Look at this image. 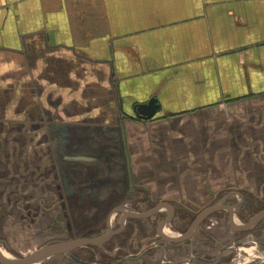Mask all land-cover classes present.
<instances>
[{"label":"crops","instance_id":"crops-1","mask_svg":"<svg viewBox=\"0 0 264 264\" xmlns=\"http://www.w3.org/2000/svg\"><path fill=\"white\" fill-rule=\"evenodd\" d=\"M79 61L82 71L85 63L94 65L95 61L103 62L109 69L108 87L102 85V93L95 95V84H86L82 91V99L86 101L83 110L80 97L72 90L76 76L73 77L72 70ZM0 89H7L9 93L3 102L6 106L0 109L1 121H23L19 131L26 132L24 134L46 130V134L56 137L59 146L54 150L52 147L55 153L63 151L68 136L74 134L73 145L77 143L78 152L86 149L83 152L93 156L82 155L86 157L82 160L61 157L58 161L91 162L102 165L105 170L111 166L112 153L119 151L121 158L125 157L123 145L128 140L123 125L127 120L151 126L167 119L206 114L203 109L207 107L229 118L230 104L264 96V0H0ZM34 89H38L37 92ZM52 94L59 96V103L65 105L64 113L72 118L70 126L45 124L53 118L47 112ZM239 96L242 98L234 100ZM152 97L157 99L160 108L151 119L145 120L138 115L137 106ZM32 102H37L41 110L47 109L41 112L42 117L26 111ZM21 104L20 110L17 106ZM101 119H112L119 124L116 127L124 138L118 149L104 146L110 142L112 131L99 128L97 121ZM36 121L40 127L31 126ZM90 125L94 127L91 129ZM99 130L104 136L102 144L93 140ZM86 134L91 135L89 145L83 144L87 142ZM124 160L130 168L131 159ZM58 166L61 167L60 163ZM1 173L0 182H7L8 175ZM88 174L93 177L89 179ZM94 177L92 172H86L75 185L85 183L87 187L77 189L69 197L75 213L78 211L81 216L89 211L98 217L105 215L99 207L103 211L106 203L99 205V198H95ZM111 182L104 179L98 183L105 186ZM229 188L233 191L223 195V200L238 195V190L243 189L240 186ZM81 191L87 194L81 196ZM206 191L216 196L209 186ZM123 210L126 211L115 208L108 212L111 229L114 211L120 212L122 217ZM161 210H165L166 216L156 225L161 242L155 241V248L143 238L139 240L143 233L134 228L131 238L118 240L114 248L103 247L106 242L100 245L106 255L102 260L108 258L110 262L106 264H264V241L247 247L231 242L226 247L232 250L231 256L191 255L187 241L194 233L180 242L162 239L159 225L169 215L173 218L175 210L173 207L170 213L168 207H161L151 216ZM151 216L127 218L140 220ZM90 221L81 224L79 229L87 230ZM169 222L162 225L164 230L161 228L168 237L182 236L191 225L173 235L175 229L170 228L169 233L165 228ZM124 228L117 234L121 236ZM241 250L245 255H239ZM120 251V257L113 260V255ZM258 252L262 254L255 255ZM75 258H70L75 264H91L90 260ZM95 261L97 259L93 258L92 264Z\"/></svg>","mask_w":264,"mask_h":264},{"label":"rangeland","instance_id":"rangeland-1","mask_svg":"<svg viewBox=\"0 0 264 264\" xmlns=\"http://www.w3.org/2000/svg\"><path fill=\"white\" fill-rule=\"evenodd\" d=\"M80 65L79 61L77 66H73L72 74L73 77L76 75V78L74 77L72 90L80 97V108L83 110L86 108V101L82 99V91H85L86 84H95V95L102 93L101 86L108 87L109 69L108 65H103L100 61H95L94 65L85 63L84 71ZM34 90L37 92L38 89ZM8 95L7 89H0L1 110L6 106L3 102ZM50 98L48 110H41L37 102H32L27 105L26 111L34 112L36 117H42L41 112L46 109L53 117L45 121L46 125L50 127L51 124L57 123L65 127L70 126L72 118L64 113L65 105L59 103V96L52 94ZM17 107L21 110L22 104ZM228 107L231 113L229 118L223 117L222 113L215 114L207 107L203 109L206 114L167 119L151 126L127 120V124L123 125L128 140L127 143L124 141L126 144L123 145L125 157L122 155L121 158L119 151L112 153L109 160L111 166L105 170L102 165L91 162H59L61 157L93 155L84 153L86 149H80L82 152H78L77 143L74 144L72 155L69 154L70 149L55 153L54 147L59 146L56 137L46 134V130L24 134L26 132L19 131V128L23 127V121L10 123L0 120V174L4 172L8 175L7 182H0V249L12 258H23L48 244L100 236L108 232L107 214L113 209L123 208L126 211L140 212L159 202L174 207V216L166 226L169 233L170 228L176 230L173 235L184 232L199 211L215 204L232 207L236 223H246L264 209V96L230 104ZM40 122L44 123L43 120ZM50 122L52 123L49 125ZM28 125L26 122V126ZM97 125L102 130L112 131L110 142L104 146L118 149L124 138L116 127L119 124L112 119H101L97 121ZM31 126L40 127L38 121ZM93 127L90 125L91 129ZM88 136L85 135L87 142L83 144L92 143ZM103 137L99 130L93 140L102 144ZM127 157L131 159L130 168L126 167L124 160ZM128 171L132 177L131 185L127 183ZM86 172L95 174L92 179L95 184L93 191L95 198H99V205L106 203L103 211L99 207V211L105 215L98 217L89 211L83 212L81 216L78 211V214L75 213L76 209L71 206L70 195L77 189L84 190L88 185H75ZM86 177L93 175L88 174ZM104 179L113 182L105 186L98 183ZM207 186L216 196L206 191ZM232 186L243 188L238 190L241 196L233 194L223 200V195L233 191L229 188ZM219 189L222 190L219 192ZM85 193L87 194L81 191L80 195L84 196ZM144 198L147 199L145 202L139 201ZM113 214L110 225L117 231L120 228L121 213L114 211ZM165 216V210H161L147 219L127 218L121 236L113 234L103 247L112 249L118 240L131 238L130 232L134 228L143 233L139 240L143 238L154 247L155 241L161 242L156 234V225ZM95 219L99 221L95 222ZM87 220H91L88 223L90 227L80 230L81 224L83 226ZM258 237L261 239H256ZM260 241H264V217L251 229L236 232L229 223L228 212L216 210L200 221L187 243L190 244L191 255L204 253L213 257L231 256L232 250L226 248L231 242L233 245L247 247ZM100 245L80 246L72 253L86 261L90 260L91 264L93 258L97 259L96 264H106L110 260H102L106 255ZM242 251L239 255H245ZM261 254L258 252L255 255ZM120 255L121 251L114 254L113 260L118 259ZM56 260L64 264H75L65 254L53 255L37 263L55 264Z\"/></svg>","mask_w":264,"mask_h":264},{"label":"water","instance_id":"water-1","mask_svg":"<svg viewBox=\"0 0 264 264\" xmlns=\"http://www.w3.org/2000/svg\"><path fill=\"white\" fill-rule=\"evenodd\" d=\"M160 108L157 99L155 97L150 98L146 103L139 104L137 106V113L140 117H142L145 120L151 119L155 113L158 111ZM75 160L79 159H86L84 156H75L73 157ZM161 207H168L170 213H173V206L167 203H159L158 205L154 206L148 211L142 212V213H132V212H126L123 210V215L121 217V226L117 231H114L108 226V220H107V226H108V232L106 234L96 236V237H80L74 240L66 241V242H59V243H52L48 244L46 246H43L34 252L28 254L27 256L21 258V259H11L7 257L3 252L0 251V264H39L37 262L41 261L44 258L51 257L53 255L57 254H65L69 256L72 259H75V256L72 254V251L76 249L77 247L84 246V245H100L106 242L113 234H117L120 231L123 230L124 228V220L127 217L131 218H145L148 216H151L153 213H155L158 209ZM216 210H227L228 211V216H229V222L233 229L236 231H246L251 229L257 222L258 220L262 219L264 217V209L260 210L257 212L254 216L251 217L250 220H248L244 224H237L234 221V213L233 209L230 206L226 205H220V204H215L212 206H209L205 209H203L193 220L191 223L189 229L180 237H168L165 236L162 231V225L164 223H168L171 218L172 214L167 217L164 221H162L159 225V232L163 240L165 241H170V242H180L183 241L189 237L192 236L194 233V230L200 223V221L206 217L208 214L212 213L213 211Z\"/></svg>","mask_w":264,"mask_h":264},{"label":"trees","instance_id":"trees-1","mask_svg":"<svg viewBox=\"0 0 264 264\" xmlns=\"http://www.w3.org/2000/svg\"><path fill=\"white\" fill-rule=\"evenodd\" d=\"M74 138H76V136L73 134L72 136H68V138H67V142L64 144V146L62 147V150L63 151H66V150H68V149H70V152H69V154L71 153H73V147H74V145H73V143H74ZM70 154V155H71Z\"/></svg>","mask_w":264,"mask_h":264},{"label":"flooded vegetation","instance_id":"flooded-vegetation-1","mask_svg":"<svg viewBox=\"0 0 264 264\" xmlns=\"http://www.w3.org/2000/svg\"><path fill=\"white\" fill-rule=\"evenodd\" d=\"M123 152H124V150H123ZM129 173V172H128ZM127 183L129 184V185H131L132 184V177L130 176V173L128 174V176H127ZM131 192H133V191H131ZM132 194V193H131ZM147 199L146 198H144V199H140L139 201L140 202H145ZM151 207H149L148 209H150ZM201 211H199L196 215H198L199 213H200Z\"/></svg>","mask_w":264,"mask_h":264},{"label":"bare ground","instance_id":"bare-ground-1","mask_svg":"<svg viewBox=\"0 0 264 264\" xmlns=\"http://www.w3.org/2000/svg\"><path fill=\"white\" fill-rule=\"evenodd\" d=\"M233 213H234V210H233ZM166 228V227H165ZM163 230H164V227L162 228ZM165 234V233H164ZM166 235V234H165ZM171 237H175V236H171ZM1 250V249H0ZM2 252H4L3 250H2ZM4 254L8 257V255L4 252ZM10 258V257H9Z\"/></svg>","mask_w":264,"mask_h":264}]
</instances>
